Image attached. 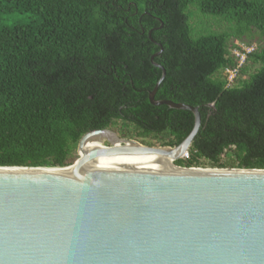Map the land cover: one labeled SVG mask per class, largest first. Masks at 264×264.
Wrapping results in <instances>:
<instances>
[{
  "label": "trees",
  "instance_id": "16d2710c",
  "mask_svg": "<svg viewBox=\"0 0 264 264\" xmlns=\"http://www.w3.org/2000/svg\"><path fill=\"white\" fill-rule=\"evenodd\" d=\"M190 8L231 27L195 32ZM255 38L264 40V0H0V167H66L84 134L116 121L179 145L192 113L148 101L162 48L154 99L200 116L174 165L264 169V46L243 41ZM231 40L255 50L227 88Z\"/></svg>",
  "mask_w": 264,
  "mask_h": 264
},
{
  "label": "water",
  "instance_id": "95a60500",
  "mask_svg": "<svg viewBox=\"0 0 264 264\" xmlns=\"http://www.w3.org/2000/svg\"><path fill=\"white\" fill-rule=\"evenodd\" d=\"M150 39V32L148 33ZM176 147L141 146L106 129L109 146L89 149L62 168L0 167V264H264V169L174 165L200 126L196 107ZM159 155L170 167L94 164L99 158Z\"/></svg>",
  "mask_w": 264,
  "mask_h": 264
},
{
  "label": "rangeland",
  "instance_id": "374dc122",
  "mask_svg": "<svg viewBox=\"0 0 264 264\" xmlns=\"http://www.w3.org/2000/svg\"><path fill=\"white\" fill-rule=\"evenodd\" d=\"M21 18V17H19ZM189 22L195 32L208 30V31H215V32H223L228 31L231 27L230 24L224 22L223 20H220L218 18H211V17H202L200 16L193 8H190V18ZM231 44L235 41L231 40ZM242 41V40H241ZM245 42L250 43H256L259 47L264 46V40H259L258 38H255L253 41L243 40ZM258 65H255L252 68H249L248 73L243 76L242 78L246 79L248 77V74L254 72L257 69ZM110 133H114L118 138L120 139H127L132 140L136 142L137 144L141 146H148V147H155V148H167L161 146V140L157 138H148V139H140L136 136H134V130L133 128L124 122L116 121L113 125H111L109 128L106 129ZM91 142H88V145H90ZM102 144L104 146H109L107 139L102 140ZM72 160L70 161L71 165L77 158H78V150L77 146L74 148V152L72 154ZM230 159H227V157L222 158V162H228ZM202 165L198 166L199 168H207V169H215L217 167L211 166L207 161L201 160ZM67 165V166H69ZM229 169V168H226Z\"/></svg>",
  "mask_w": 264,
  "mask_h": 264
},
{
  "label": "bare ground",
  "instance_id": "6f19581e",
  "mask_svg": "<svg viewBox=\"0 0 264 264\" xmlns=\"http://www.w3.org/2000/svg\"><path fill=\"white\" fill-rule=\"evenodd\" d=\"M107 136L97 135L94 137L93 141H87L81 151H78V155H82L84 152L93 148H100L104 146L102 140L107 139ZM88 142H91L88 145ZM169 160L163 156L159 155H136L130 157H110V158H99L94 162V164L100 163H112V164H130V165H148V166H164L170 167Z\"/></svg>",
  "mask_w": 264,
  "mask_h": 264
},
{
  "label": "built area",
  "instance_id": "2783aa9c",
  "mask_svg": "<svg viewBox=\"0 0 264 264\" xmlns=\"http://www.w3.org/2000/svg\"><path fill=\"white\" fill-rule=\"evenodd\" d=\"M234 45V49L232 54L236 57V64L232 68H225L223 70V76L225 79L226 87L229 88L232 86L233 82L235 81L238 70L242 66L243 62L245 61L248 54L252 53L255 50V47L247 46L242 41H234L232 43ZM183 159L188 158L187 152L183 154Z\"/></svg>",
  "mask_w": 264,
  "mask_h": 264
}]
</instances>
